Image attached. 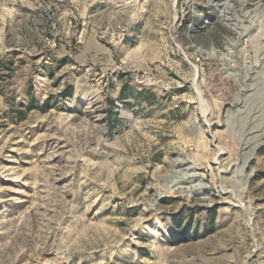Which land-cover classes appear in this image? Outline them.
Listing matches in <instances>:
<instances>
[{"label":"rangeland","instance_id":"rangeland-1","mask_svg":"<svg viewBox=\"0 0 264 264\" xmlns=\"http://www.w3.org/2000/svg\"><path fill=\"white\" fill-rule=\"evenodd\" d=\"M0 264H264V0H0Z\"/></svg>","mask_w":264,"mask_h":264},{"label":"bare ground","instance_id":"bare-ground-1","mask_svg":"<svg viewBox=\"0 0 264 264\" xmlns=\"http://www.w3.org/2000/svg\"><path fill=\"white\" fill-rule=\"evenodd\" d=\"M204 104V103H203ZM207 110V109H206Z\"/></svg>","mask_w":264,"mask_h":264}]
</instances>
